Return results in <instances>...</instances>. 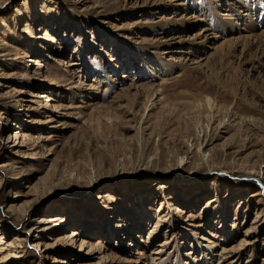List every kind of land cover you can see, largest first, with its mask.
<instances>
[{"label":"rangeland","instance_id":"rangeland-1","mask_svg":"<svg viewBox=\"0 0 264 264\" xmlns=\"http://www.w3.org/2000/svg\"><path fill=\"white\" fill-rule=\"evenodd\" d=\"M248 1L0 0V264H264Z\"/></svg>","mask_w":264,"mask_h":264},{"label":"bare ground","instance_id":"bare-ground-1","mask_svg":"<svg viewBox=\"0 0 264 264\" xmlns=\"http://www.w3.org/2000/svg\"><path fill=\"white\" fill-rule=\"evenodd\" d=\"M252 1L251 0H249L248 2H247V4H245L244 6L247 8V11H254V9L256 8V9H259L258 8V6H254L253 4L255 3V0H253V2L251 3ZM258 11V10H257ZM260 15L262 16V17H264V9L260 12ZM263 24H264V21H263ZM154 94H158L157 96H156V99L157 98H159V90H157V91H155L154 92ZM196 105L198 106V107H207V108H209V109H213L215 106H217V103H216V101L211 97V96H209V95H205V96H203V97H201V98H199L198 100H197V102H196ZM195 105V106H196ZM216 108V107H215ZM208 109V110H209ZM199 111V110H198ZM215 111V110H214ZM203 112V111H202ZM212 113V112H211ZM211 115V114H210ZM198 124H200V123H198ZM202 124V123H201ZM209 127V124H207V128ZM193 142V141H192ZM184 159L185 158H181V163H183V161H184ZM252 169V173H254V171L256 170L255 169V167H253V168H251ZM1 234V233H0ZM77 234L76 233H74V235L73 236H76ZM248 244H250V242L248 241V240H246V239H243V243H241V245H243V246H245V245H248ZM242 247V246H241ZM143 252V251H142ZM143 254V253H142Z\"/></svg>","mask_w":264,"mask_h":264}]
</instances>
